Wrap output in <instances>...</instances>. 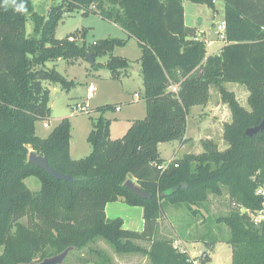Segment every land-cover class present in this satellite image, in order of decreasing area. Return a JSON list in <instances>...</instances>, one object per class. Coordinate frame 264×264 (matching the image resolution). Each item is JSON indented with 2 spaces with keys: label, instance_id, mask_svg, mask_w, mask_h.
Wrapping results in <instances>:
<instances>
[{
  "label": "trees",
  "instance_id": "trees-1",
  "mask_svg": "<svg viewBox=\"0 0 264 264\" xmlns=\"http://www.w3.org/2000/svg\"><path fill=\"white\" fill-rule=\"evenodd\" d=\"M185 1L216 10V0H100L102 6L117 8L107 15L143 51L146 117L133 121L122 138L113 140L111 120L104 114L115 107L104 106L88 137L92 151L79 159L71 156L68 118L47 138L36 133V124L51 118L47 84L68 90L75 84L49 64H74L90 53L97 69L103 65L96 60L108 55L105 66L111 75L127 77L129 61L112 55L116 45L125 43L105 40L89 45L83 37L80 43L79 31L56 38L66 14L96 13L97 0H60L47 15L33 17L31 0H25L24 14L0 6V264L41 262L97 240L108 242L119 254L145 253L151 264H207L216 245L225 242L232 248L233 264H264V223L256 225L242 212H257L264 203L256 195L264 188V129L253 137L246 134L264 122V0H225L227 45L214 56H207L205 41L186 27ZM170 83L177 92L169 90ZM226 84L249 90L250 110ZM212 87L232 115L224 125L226 150L205 140L204 153L165 162L160 144L190 141L185 139L189 109L206 104ZM31 152L75 181L56 180L32 165ZM30 178L38 180L40 191L29 189ZM129 180L151 197L142 199L127 190ZM225 192L229 208L212 219L209 196L222 197ZM119 201L143 208V232L124 229L121 218H107L106 206ZM167 207L184 208L194 219L206 211L201 216L209 225L200 239L206 252L199 259L174 248L172 240L159 238V219ZM25 218L28 224L21 222ZM144 241L151 243L149 251L138 244ZM107 263L106 259L96 264Z\"/></svg>",
  "mask_w": 264,
  "mask_h": 264
},
{
  "label": "rangeland",
  "instance_id": "rangeland-1",
  "mask_svg": "<svg viewBox=\"0 0 264 264\" xmlns=\"http://www.w3.org/2000/svg\"><path fill=\"white\" fill-rule=\"evenodd\" d=\"M31 17L45 16L52 5H56L60 0H31ZM216 10L206 5L194 4L190 1L184 2L185 25L193 30L195 37H206L207 42H223L218 34L217 26L224 23L225 0H216ZM112 5H101L100 0L95 4V12L84 16L80 10L66 14L63 21L59 23L56 29L57 39H66L76 32L78 41L82 43V37L89 45L96 44L105 40H121L125 44L116 45L112 55L127 59L130 63L127 77L114 78L106 68L108 55L99 57L96 64L103 65L94 68L86 59H79L74 64H68L65 61H59L56 64H49V68L56 70L63 75L69 82H74L69 90L61 85L47 84L50 90V108L51 118L47 122H38L36 124V133L41 138H47L50 132L61 120L68 118L72 126L71 155L74 159L85 158L90 155L92 148L88 142V137L92 131L93 121L101 116V109L104 106L111 105L119 108L107 110L104 116L111 120L110 137L113 140L122 138L132 122L142 120L146 117V88L142 75L141 58L143 51L135 39H130L126 33L113 22V17L107 15L116 11ZM33 33L32 19L27 23V35ZM83 34V35H82ZM217 44L213 48H219ZM212 50V49H211ZM170 85H173L170 83ZM230 88H236V85H228ZM216 88L212 87L213 101H219L216 97ZM250 93V92H249ZM247 92L241 94V102L244 108L250 110L247 98ZM250 97V96H249ZM215 98V99H214ZM249 99V98H248ZM193 119L190 124L192 125ZM48 124L49 128L45 125ZM195 137L194 135H190ZM212 141L219 145V149L224 151L227 145L224 143L223 136L214 135ZM190 142V141H188ZM182 143L179 141L164 142L160 144L159 151L164 161H170L172 158L179 159L188 153L189 147L180 151ZM180 151V152H179ZM192 155V154H189ZM196 155V154H193ZM134 181V180H133ZM26 184L32 192L40 191L41 185L35 178L26 180ZM227 192L222 197L209 196V207L212 219L225 214L229 208ZM28 224L27 218L21 221ZM216 229V224H212ZM225 237L222 230L220 233ZM166 238V237H165ZM171 240V239H170ZM173 241V240H172ZM174 242V241H173ZM143 249L150 250L151 243L148 241L138 243ZM174 248L176 244H174ZM202 246H188L190 254H199ZM179 251L180 249L177 248ZM204 250V247L203 249ZM182 252V251H181ZM107 259V264H151L150 258L145 253L119 254L115 248L108 242L97 240L82 250H72L63 264H92L100 263ZM207 264H233L232 248L229 244H220L217 253Z\"/></svg>",
  "mask_w": 264,
  "mask_h": 264
},
{
  "label": "crops",
  "instance_id": "crops-1",
  "mask_svg": "<svg viewBox=\"0 0 264 264\" xmlns=\"http://www.w3.org/2000/svg\"><path fill=\"white\" fill-rule=\"evenodd\" d=\"M218 26H217V31H218ZM198 39L205 41L207 45V56L220 55L222 49L227 45V43L223 39H222L223 42L220 43L207 42L205 36ZM217 44H220L219 48H213ZM228 85H236L237 87L229 89L227 87ZM226 88L234 92L237 100L241 105L243 104L241 102L242 101L241 94L245 93V91L247 92L246 102L250 96L249 90L245 86L238 84H226ZM215 93L219 101L216 102L213 101L212 88H210V96L208 102L204 105L192 106L189 109L187 115V128H186L185 139H190V142L188 141L183 142L180 151L189 147L190 145H192V147L188 149V153L185 155H189V154L200 155L204 153V147L202 145V141L212 140L214 135H218V134L223 136L224 125L232 121V115L228 105L222 102L221 96L217 90ZM191 119H193L192 125L190 124ZM190 135H194L195 137ZM72 158L74 159L73 156ZM174 159L172 158V160H170L169 162L173 161ZM105 212L108 219L121 218L124 223V229L126 230L136 231V232H143L144 230V225H145V221L143 218L144 210L141 207H131L119 201L108 204L106 206ZM201 214H206V211L201 210V213H199L196 219H194L188 215L187 210L184 208L167 207L163 212V216L159 219V229H158V234L160 235L159 238L166 237L168 239L173 240L174 244H176L175 248H179L180 251L186 252L191 259H199L206 252V247L204 243L201 242L200 239L201 236L206 233V227L209 225V223L204 221ZM224 243L225 242H219L216 245L214 253L210 255V261L212 259V256L215 253H217V249L219 245ZM190 245L193 246L203 245L204 250H202L203 247H200L201 252H199V254L197 255L194 253L190 254L188 250V246ZM92 264H96V263H92ZM124 264H130V261L124 262Z\"/></svg>",
  "mask_w": 264,
  "mask_h": 264
},
{
  "label": "water",
  "instance_id": "water-1",
  "mask_svg": "<svg viewBox=\"0 0 264 264\" xmlns=\"http://www.w3.org/2000/svg\"><path fill=\"white\" fill-rule=\"evenodd\" d=\"M85 59L89 61L92 65H95V60L93 58L92 54H87ZM264 129V122L256 127V128H251L247 130L246 134L249 137H253L254 135L258 134ZM29 163L32 165L44 170L47 174H49L51 177H53L56 180H61V181H68V182H74L75 178L62 174L58 172L57 170L53 169L46 158L39 156L35 152H31L29 155ZM125 188L135 194L137 197L142 198V199H149L151 196L147 193H145L139 186H137L133 181L129 180L125 183ZM72 248L67 249L60 255H57L52 258L45 259L41 262H32L30 264H63L72 251Z\"/></svg>",
  "mask_w": 264,
  "mask_h": 264
},
{
  "label": "built area",
  "instance_id": "built-area-1",
  "mask_svg": "<svg viewBox=\"0 0 264 264\" xmlns=\"http://www.w3.org/2000/svg\"><path fill=\"white\" fill-rule=\"evenodd\" d=\"M225 31H226V24L222 23L221 25L218 26V34L221 35L222 39H224L225 36ZM72 40V39H71ZM169 90L173 91V92H177V86L172 85L170 86ZM117 110H119V108H117ZM46 128H49V125L46 124L45 125ZM170 163V162H167ZM165 167H161V169H165ZM256 195L261 197L264 200V188H259L256 192ZM243 213H247L249 215V217L251 218V220L256 224V225H260L264 223V203H263V207L261 210L257 211V212H251L247 209H242ZM195 264H198L197 262H195Z\"/></svg>",
  "mask_w": 264,
  "mask_h": 264
},
{
  "label": "clouds",
  "instance_id": "clouds-1",
  "mask_svg": "<svg viewBox=\"0 0 264 264\" xmlns=\"http://www.w3.org/2000/svg\"><path fill=\"white\" fill-rule=\"evenodd\" d=\"M0 6H11L16 13L20 14L28 11L25 0H0Z\"/></svg>",
  "mask_w": 264,
  "mask_h": 264
}]
</instances>
